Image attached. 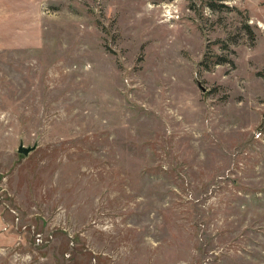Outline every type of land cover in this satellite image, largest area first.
I'll return each instance as SVG.
<instances>
[{
    "label": "rangeland",
    "instance_id": "374dc122",
    "mask_svg": "<svg viewBox=\"0 0 264 264\" xmlns=\"http://www.w3.org/2000/svg\"><path fill=\"white\" fill-rule=\"evenodd\" d=\"M0 264H264V0H0Z\"/></svg>",
    "mask_w": 264,
    "mask_h": 264
},
{
    "label": "water",
    "instance_id": "95a60500",
    "mask_svg": "<svg viewBox=\"0 0 264 264\" xmlns=\"http://www.w3.org/2000/svg\"><path fill=\"white\" fill-rule=\"evenodd\" d=\"M36 146H37L36 144L33 145V146H25L23 143H21V144L19 145L18 150H19L20 152H23L24 154L27 155L30 151H32L33 149H35Z\"/></svg>",
    "mask_w": 264,
    "mask_h": 264
}]
</instances>
